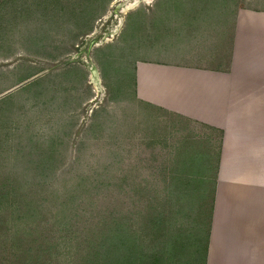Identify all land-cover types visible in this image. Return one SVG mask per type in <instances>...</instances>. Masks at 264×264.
I'll return each mask as SVG.
<instances>
[{
    "label": "rangeland",
    "instance_id": "obj_1",
    "mask_svg": "<svg viewBox=\"0 0 264 264\" xmlns=\"http://www.w3.org/2000/svg\"><path fill=\"white\" fill-rule=\"evenodd\" d=\"M245 5L0 0V264H110L116 223L131 264L199 263L218 134L137 98L136 64L221 61Z\"/></svg>",
    "mask_w": 264,
    "mask_h": 264
},
{
    "label": "crops",
    "instance_id": "obj_2",
    "mask_svg": "<svg viewBox=\"0 0 264 264\" xmlns=\"http://www.w3.org/2000/svg\"><path fill=\"white\" fill-rule=\"evenodd\" d=\"M228 30L221 61L136 64L134 88L218 134L204 264H264V7L239 6Z\"/></svg>",
    "mask_w": 264,
    "mask_h": 264
},
{
    "label": "trees",
    "instance_id": "obj_3",
    "mask_svg": "<svg viewBox=\"0 0 264 264\" xmlns=\"http://www.w3.org/2000/svg\"><path fill=\"white\" fill-rule=\"evenodd\" d=\"M134 91H135V88H134ZM191 178L195 179V177H191V176H189V178H187V179H185V177H178V176L173 177V190L176 191L178 189V192H180L182 194L183 193L186 194L188 191L186 189H185V191H183L184 186L185 187L187 186V188L189 187V190L191 189V186L193 184V182H192L193 180ZM213 181H212V186H211V200H212ZM182 184H184V186H182ZM208 224H209V221L207 223V229H206V233L204 235V244L202 246L200 245L199 247L197 246L198 249H197L196 253L193 255V260H196V261L199 260L198 264H204V259H205V255H206V247H207V238H208ZM118 226H120V225L116 223L113 227L115 229V233L111 236L105 237L102 241L106 242L109 245H112V243L118 244L120 242L121 246H124L123 247L124 252H120V253L118 252V253L112 254L114 256V259H113V262H112V260H110V264H114V262L119 260V258H117V257H120V256L124 257V260L126 259L125 264H131L135 261L134 260L135 258L133 259V257H135V255H134L135 253L132 252L131 249L128 247V245H129V243L127 242L128 238H123V237L120 238V233L119 234L117 233V232H119ZM198 237H199V235H197V231H196V233H194V235L192 237H189V239H190L189 243L193 244L192 242H195V244H193V245H197L199 243L198 241L200 240ZM186 244L187 243L184 242L181 244V246L184 247ZM108 254H110V253H108ZM137 261H138V259L136 260V262Z\"/></svg>",
    "mask_w": 264,
    "mask_h": 264
}]
</instances>
